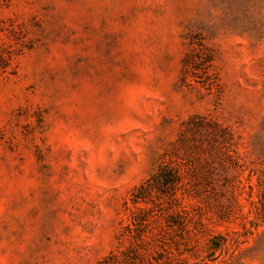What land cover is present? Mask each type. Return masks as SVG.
<instances>
[{
	"label": "rangeland",
	"instance_id": "obj_1",
	"mask_svg": "<svg viewBox=\"0 0 264 264\" xmlns=\"http://www.w3.org/2000/svg\"><path fill=\"white\" fill-rule=\"evenodd\" d=\"M0 45V264H264V0H0ZM164 154L186 212L125 230Z\"/></svg>",
	"mask_w": 264,
	"mask_h": 264
},
{
	"label": "trees",
	"instance_id": "obj_2",
	"mask_svg": "<svg viewBox=\"0 0 264 264\" xmlns=\"http://www.w3.org/2000/svg\"><path fill=\"white\" fill-rule=\"evenodd\" d=\"M0 75L6 72L12 60L13 50L1 47L0 45ZM206 136H215L213 126L207 124L203 126ZM206 127V128H205ZM194 130H199L194 126ZM191 130V128H190ZM208 136V137H209ZM212 148L213 146L210 145ZM187 168L181 169L174 158L169 154H164L161 163L158 164L154 172L142 184H140L132 193V204H152V209H137L129 214V223L124 226L125 230L147 227L146 221L148 216L155 220L160 216L157 213L172 211L177 216L186 212L182 206L183 196H189L194 187L189 182H185L187 177ZM178 192L180 196H178ZM165 204V206H164ZM180 211L177 212V210ZM148 212V213H147ZM154 212V214H152ZM148 215V216H147ZM161 230H159L160 232ZM110 261L118 259L117 255L108 257ZM102 264H122V262H102Z\"/></svg>",
	"mask_w": 264,
	"mask_h": 264
}]
</instances>
